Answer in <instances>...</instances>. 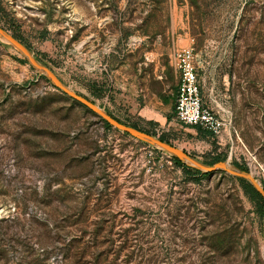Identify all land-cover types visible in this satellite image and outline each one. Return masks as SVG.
<instances>
[{
	"label": "rangeland",
	"instance_id": "obj_1",
	"mask_svg": "<svg viewBox=\"0 0 264 264\" xmlns=\"http://www.w3.org/2000/svg\"><path fill=\"white\" fill-rule=\"evenodd\" d=\"M0 24L121 120L264 183V0H0ZM189 43L220 135L174 116ZM150 146L0 39V264H264L263 201Z\"/></svg>",
	"mask_w": 264,
	"mask_h": 264
},
{
	"label": "water",
	"instance_id": "obj_2",
	"mask_svg": "<svg viewBox=\"0 0 264 264\" xmlns=\"http://www.w3.org/2000/svg\"><path fill=\"white\" fill-rule=\"evenodd\" d=\"M0 39L9 43L36 71L43 74L52 85L60 88L72 98L99 114L111 125L130 133L157 149L167 152L171 156L177 157L184 164L197 168L200 171L206 172L221 169L238 177L244 178L261 194L264 207V185L257 179L249 168H243L228 158L218 159L213 162L203 160L170 140L161 138L158 134L146 131L134 126L133 124L118 119L116 116L111 114L107 108L99 105L95 100L82 92H79L69 83L64 81L49 64L45 63L34 53L33 49L27 43L17 37L12 31L2 24H0ZM262 240L264 244V211L262 215Z\"/></svg>",
	"mask_w": 264,
	"mask_h": 264
},
{
	"label": "built area",
	"instance_id": "obj_3",
	"mask_svg": "<svg viewBox=\"0 0 264 264\" xmlns=\"http://www.w3.org/2000/svg\"><path fill=\"white\" fill-rule=\"evenodd\" d=\"M172 64L178 76L174 100V116L179 122L197 126L213 135H220L225 127V119L208 104L201 95V82L198 73V54L192 44L177 46L172 51ZM156 150L159 157L167 152L150 146L149 153Z\"/></svg>",
	"mask_w": 264,
	"mask_h": 264
},
{
	"label": "trees",
	"instance_id": "obj_4",
	"mask_svg": "<svg viewBox=\"0 0 264 264\" xmlns=\"http://www.w3.org/2000/svg\"><path fill=\"white\" fill-rule=\"evenodd\" d=\"M15 34V33H14ZM16 35V34H15ZM17 36V35H16ZM80 92V91H79ZM109 111V110H108ZM110 112V111H109ZM111 113V112H110ZM111 114H113V113H111ZM114 115V114H113ZM115 116V115H114ZM117 117V116H116ZM118 118V117H117ZM118 119H120V118H118ZM121 120V119H120ZM104 123L106 124V125H110V123H108L106 120H104ZM128 123V122H127ZM130 124H133L134 126H137V127H139V128H141V129H144V130H146V131H149L148 129H145V128H143V127H140L139 125H137L136 123H130ZM197 127L199 128V129H203V128H201L199 125H197ZM149 132H151V131H149ZM161 138H163V139H167V140H169L165 135H163V134H158ZM172 142V141H171ZM171 158L175 161V162H177L178 164H180L187 172H190V173H192V174H195V173H199V174H205L206 172H204V171H200L199 169H197V168H194V167H192V166H188V165H186V164H184L183 162H181L177 157H174V156H171ZM222 158H225L223 155H215V156H213L211 159H207L206 161H209V162H213V161H215V160H218V159H222ZM234 162L235 163H237L239 166H241V167H243V168H246V169H248V166L245 164V163H242V162H239V161H237V160H234ZM239 179L242 181V183L244 184V185H247L249 188H250V190L252 191V193L258 198V199H260V200H262L263 201V199H262V196H261V194L248 182V181H246L244 178H242V177H239ZM263 185H264V183H263Z\"/></svg>",
	"mask_w": 264,
	"mask_h": 264
}]
</instances>
